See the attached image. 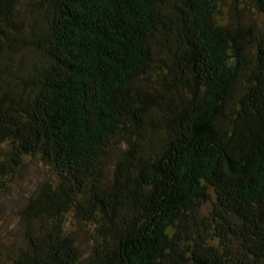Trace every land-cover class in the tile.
Returning <instances> with one entry per match:
<instances>
[{"label":"trees","instance_id":"1","mask_svg":"<svg viewBox=\"0 0 264 264\" xmlns=\"http://www.w3.org/2000/svg\"><path fill=\"white\" fill-rule=\"evenodd\" d=\"M247 2L264 16V0H0V191L28 158L57 177L0 264H264Z\"/></svg>","mask_w":264,"mask_h":264},{"label":"rangeland","instance_id":"2","mask_svg":"<svg viewBox=\"0 0 264 264\" xmlns=\"http://www.w3.org/2000/svg\"><path fill=\"white\" fill-rule=\"evenodd\" d=\"M240 7L242 22L245 25L254 26L264 33V16L249 2ZM226 16H230L229 7L226 9ZM56 179L52 168L39 158H28L18 172L15 183L9 189L0 191V250L6 258L12 256L25 245L24 232L26 226L22 211L26 203L36 195L40 186L45 183H54ZM206 208H209V205ZM79 240L83 251L87 252L88 239L85 232H79Z\"/></svg>","mask_w":264,"mask_h":264}]
</instances>
